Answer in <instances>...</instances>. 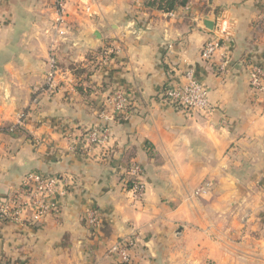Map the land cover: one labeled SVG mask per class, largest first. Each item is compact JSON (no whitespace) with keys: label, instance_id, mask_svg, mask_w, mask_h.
I'll use <instances>...</instances> for the list:
<instances>
[{"label":"crops","instance_id":"0c3cea01","mask_svg":"<svg viewBox=\"0 0 264 264\" xmlns=\"http://www.w3.org/2000/svg\"><path fill=\"white\" fill-rule=\"evenodd\" d=\"M148 1L63 0L62 37L55 0H0V203L30 172L74 181L51 213L27 207L0 222L8 263L123 264L110 248L133 236L132 264H264V92L249 82V66L264 65V0H189L175 16ZM210 31L226 44L214 62L230 56L223 77L201 57ZM109 44L119 49L104 67ZM50 53L64 80L35 92ZM188 69L212 112L165 98ZM114 87L131 96L128 114L104 112L101 93ZM92 127L108 139L91 155L73 150L69 132ZM133 161L141 198L123 180Z\"/></svg>","mask_w":264,"mask_h":264},{"label":"built area","instance_id":"2783aa9c","mask_svg":"<svg viewBox=\"0 0 264 264\" xmlns=\"http://www.w3.org/2000/svg\"><path fill=\"white\" fill-rule=\"evenodd\" d=\"M57 6V19L55 20V30L60 36H65L67 30L64 26V3L63 0H55ZM180 6L168 14L175 16L182 10ZM226 44L214 32L210 31L209 37L201 49V57L207 63L215 64V70L220 76H225L229 70L230 56L222 53V58L215 63L216 54L223 49ZM54 46H51L53 51ZM118 46L109 44L103 48L101 62L106 67L112 60L113 55L118 50ZM49 71L45 84L35 87V92H52L60 88V77L63 81L62 71L59 68L56 56L50 53ZM249 82L255 91L264 92V65L252 64L249 66ZM187 83L182 86L167 88L164 92L165 98L174 105L188 112H212V104L209 96V88L197 79L194 70L188 69L185 72ZM66 79V77H65ZM101 104L105 107L104 112H108L112 117L122 115L133 105L131 96L122 88L114 87L101 93ZM108 130L105 127H92L82 130H72L68 137L73 150L85 155H91L98 146L108 139ZM108 150H104L102 156L107 155ZM104 155V156H105ZM124 183L135 198H141L145 194L146 185L144 182V170L137 162H132L129 167L123 168ZM131 185L128 187V182ZM74 186L71 175H54L30 172L26 175L23 185L16 190L13 196L4 198L0 203V222L18 221L25 208L33 209V218L39 219L56 209L54 199L57 195L68 192ZM86 222L92 229L100 225L99 214L95 209H86ZM135 238L129 236L114 243L110 251L116 252L123 264H132L130 249L135 245ZM0 264H8L6 259L0 254Z\"/></svg>","mask_w":264,"mask_h":264},{"label":"trees","instance_id":"16d2710c","mask_svg":"<svg viewBox=\"0 0 264 264\" xmlns=\"http://www.w3.org/2000/svg\"><path fill=\"white\" fill-rule=\"evenodd\" d=\"M188 1L189 0H149L147 2V5L149 7L157 8V9H160L163 11H172V10H174L180 6H185L188 3ZM128 111H129V108L126 110V112L124 114H128ZM82 131L85 132L86 129H83ZM129 166H127V167H129ZM130 185H131V182L129 181L127 186L129 187ZM8 264H10V263H8Z\"/></svg>","mask_w":264,"mask_h":264}]
</instances>
